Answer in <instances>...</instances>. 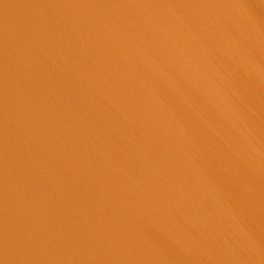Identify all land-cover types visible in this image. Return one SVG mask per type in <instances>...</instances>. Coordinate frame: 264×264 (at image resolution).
Returning a JSON list of instances; mask_svg holds the SVG:
<instances>
[{"label":"water","instance_id":"95a60500","mask_svg":"<svg viewBox=\"0 0 264 264\" xmlns=\"http://www.w3.org/2000/svg\"><path fill=\"white\" fill-rule=\"evenodd\" d=\"M0 264H264V0H0Z\"/></svg>","mask_w":264,"mask_h":264}]
</instances>
